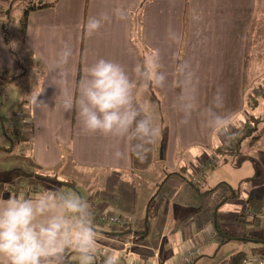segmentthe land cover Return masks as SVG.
I'll list each match as a JSON object with an SVG mask.
<instances>
[{"label":"crops","instance_id":"0c3cea01","mask_svg":"<svg viewBox=\"0 0 264 264\" xmlns=\"http://www.w3.org/2000/svg\"><path fill=\"white\" fill-rule=\"evenodd\" d=\"M72 2L59 0L31 11L26 34L20 38V56L29 57L34 64L30 70L21 69L22 61L9 46L0 23V93L12 92L10 99L15 105L12 129L0 115V202L12 195H36L41 192L40 184H44L46 191L73 188L84 197L79 181L84 182L96 172L95 186L85 182L87 189L93 188L97 201L90 200V205L127 220L125 225H114L94 215L96 227L105 237L100 242L105 252L115 253L120 262L130 264H179L188 250L200 247L201 252L191 263L194 264L203 249L225 229L226 221L244 222L242 214L249 213V218H253L250 212L255 211L247 208L249 197L237 198L232 202L245 205L246 211L237 208L227 216L229 220H222L211 209L207 218L198 222L205 213L200 211L203 199L214 187H207L208 169L199 175L195 169L211 158L227 161V157L239 151L219 149L235 146V138L228 143L224 135L204 127L199 112L193 113L188 124L180 123L182 113L173 107L180 88L171 86L178 80L175 69L179 62L190 61L199 77V105H207L221 89L225 111L239 125L246 123L248 108H259V88L264 90V0H79L78 5ZM117 8L128 13L126 19L117 18ZM102 12L108 13L111 21L88 35L89 17ZM21 13L17 15L18 23ZM169 28L179 35V43L170 40ZM65 42L72 47L73 55L67 65V83L62 87L74 100L78 97L79 79L98 58L115 60L131 69L154 49L160 51L168 83L163 89L149 86L143 98L151 104L162 131L143 162L131 152H127L126 158L115 159L113 141L99 133L84 132L76 112H64V97L58 96V86H47L46 68ZM18 76L24 79L23 85H15V92L11 91L9 83ZM37 79L42 87L47 86L40 97L49 105L45 112L34 110L27 100ZM18 109L23 116L20 121L14 117ZM236 130L239 127L230 130L235 137ZM120 147L125 148L123 143ZM11 151L22 155L30 172L6 162ZM19 178L32 181L24 188L25 185L15 183ZM193 178L197 181L193 182ZM66 180L74 183L61 182ZM190 183L195 184L196 190ZM32 188H37L36 194L31 192ZM259 222L253 227H264ZM71 252V264H78V259L70 257ZM100 258L103 262V255L97 257ZM0 264H6L5 258L0 257Z\"/></svg>","mask_w":264,"mask_h":264},{"label":"clouds","instance_id":"9594fccd","mask_svg":"<svg viewBox=\"0 0 264 264\" xmlns=\"http://www.w3.org/2000/svg\"><path fill=\"white\" fill-rule=\"evenodd\" d=\"M115 15L118 19H126L128 13L117 8ZM110 21L111 16L106 12L89 17L87 34L98 32ZM168 32L170 40L179 43V35L171 28ZM9 46L15 48L16 42ZM72 55V47L65 42L57 58L46 68L47 86H58V96L64 97V112L75 111L84 132L110 138L115 159L126 158L127 152H131L143 162L162 131L151 104L143 98L149 86L163 89L168 83L160 51L154 49L131 69L115 60L98 58L79 79L75 100L62 87L67 83V65ZM175 73L178 80L171 86L179 87L180 93L173 107L182 113L180 123L188 124L193 113L199 112L204 127L233 139L230 130L238 128L239 124L225 111L222 90L218 89L211 101L201 107L198 103L199 77L193 64L181 61ZM37 81L27 94V100L34 110L45 112L49 105L40 97L47 86L42 87L39 79ZM122 143L124 150L120 147ZM104 239L96 227L89 201L75 191L12 195L0 202V257L5 258L6 264H71L69 250L78 255V264H95L101 255L102 264H120V257L101 247Z\"/></svg>","mask_w":264,"mask_h":264},{"label":"rangeland","instance_id":"374dc122","mask_svg":"<svg viewBox=\"0 0 264 264\" xmlns=\"http://www.w3.org/2000/svg\"><path fill=\"white\" fill-rule=\"evenodd\" d=\"M29 1V0H27ZM35 2H40L41 0H34ZM47 1V0H46ZM53 1V0H50ZM23 2L24 0H15L13 2V9L10 13V16L7 17V28H5V36L9 39V44L13 41L16 42V47L13 48L15 55H17L21 59V69L22 70H30L34 66L32 59L26 56H20L23 50L20 38H23V34L21 33L20 25L18 23L17 15L20 14L23 10ZM79 0H73L72 4L78 5ZM34 22H36L34 20ZM7 30V31H6ZM7 32V35H6ZM254 47V46H253ZM29 52V51H28ZM28 56V55H27ZM17 70V68H16ZM6 71V70H5ZM14 78V77H13ZM262 79V78H260ZM1 81V79H0ZM22 81L24 79L20 76L15 77V79L11 80L9 83V88L11 91L15 88V85H23ZM3 86V83H0V88ZM15 92V89H14ZM263 92V93H261ZM6 94V93H5ZM8 95V96H7ZM6 97L0 99V115L3 118L4 123L11 127L12 129L14 123L12 121V111L15 108L14 102L10 99L12 97V92L8 91ZM18 107V106H17ZM250 117L253 114L257 118V120L251 118L250 123L255 125V130L248 136L243 137L240 141V146H237V136L238 130H236L235 140V148H232L234 151L238 149V153H234L233 155L227 157V161L220 159L217 157L218 163L214 167L209 168L206 173L207 177V187H214V190L209 192V195L204 198V203L200 206L202 216L199 218L198 222L202 223L208 215V210H213L215 215L224 220H229L227 216H230V213L243 209L246 211L243 205L234 204L232 201L236 200H246L250 196H262L264 197V90L259 88V108L254 109V107L248 108ZM245 117V120L248 121V117ZM15 117V115H14ZM244 120V121H245ZM246 122V121H245ZM244 124V123H243ZM241 125H239L240 127ZM256 138V139H255ZM254 141V143H252ZM231 143V145H233ZM239 144V142H238ZM20 150V149H19ZM211 160V159H210ZM6 162L10 164L11 167H25L23 170L25 172H30V166L23 160L22 155L17 153L16 151H11L8 154ZM256 163V164H255ZM205 163L202 167L196 168V175H199L203 172ZM9 171L13 170L9 167L7 168ZM22 169V168H21ZM211 169V170H210ZM17 171V170H15ZM7 173V172H6ZM9 173V172H8ZM256 173H259V176L256 177ZM254 175V176H253ZM96 172H92L87 176L84 182L79 181V191L84 194V198L87 199L90 203L91 201L97 202L95 199L93 188L87 189L85 182L88 181V185L95 186L96 183ZM43 179V178H39ZM19 181V182H18ZM17 182L28 187L31 183L32 179L19 178ZM42 183V182H39ZM17 188L20 186L15 184ZM51 185V183L49 184ZM58 187H64L61 183H56ZM44 184H40L39 191H46ZM70 191H75L73 188H69ZM93 191V192H92ZM91 192V193H90ZM225 199V200H224ZM91 204V203H90ZM239 204V203H238ZM106 212V211H105ZM207 212V213H206ZM110 213V212H107ZM245 213V212H244ZM194 217L197 216L196 211L193 212ZM185 217V214H184ZM126 220V219H125ZM225 229L220 232V235L212 240L210 246H207L203 249L202 254L196 258L194 264H218L222 260L229 258L232 254L243 251L246 253L248 258L254 259L259 257L260 259H264V227L263 225L256 229L253 227L252 223L247 222H234V224L230 223L231 221H226ZM263 222V221H262ZM264 224V223H263ZM186 228V227H185ZM237 234L241 236L240 238H231V235ZM246 237H252L259 239V241H255L252 239H248ZM70 257L72 259L77 260L78 255L75 252H71Z\"/></svg>","mask_w":264,"mask_h":264},{"label":"trees","instance_id":"16d2710c","mask_svg":"<svg viewBox=\"0 0 264 264\" xmlns=\"http://www.w3.org/2000/svg\"><path fill=\"white\" fill-rule=\"evenodd\" d=\"M14 1L15 0H0V23H1V26L3 29H5L7 27V24H8L7 10L10 8L11 5H13ZM58 1L59 0H53L50 2L49 1H47V2H44V1L35 2L34 0H29V1L24 0L23 11H22L20 18H19V24H20L21 33L23 34V38H24L26 31H27V26L29 24V18H30L31 11L38 9V8L47 7L49 5H53V4L57 3ZM11 11H12V8H11ZM11 11H10V13H11ZM1 98H4V97L0 93V99ZM251 118L257 120V118H255V117H250L248 119L249 123L246 122L239 127L237 146H238V142H240L243 137L250 135L255 130V125L254 124L252 125L250 123ZM252 143H254V141H252ZM235 147L221 146V147H219V149L223 150V149L235 148ZM217 163H218V161L213 166H215ZM61 182L65 185H70V184L74 183L73 181H70V180L61 181ZM190 184L196 190L197 187L195 186V184L194 183H190ZM247 208L254 210L256 213V216H254L253 218H249V216H248L249 213H243L242 214V217H243L242 221H244V222L248 221L249 223L254 224L257 220H260L259 226L264 223V220H261V218L259 217L261 214L264 213V198H262L261 196L249 197V199L247 200ZM124 232H126V230ZM240 237L241 236H238V235H232V236H230V239L231 238H240ZM246 238L252 239L255 241H259V239L252 238V237H246ZM246 260H248L246 253L243 251H239V252L232 254L229 258L224 259L223 261H221L218 264H244V262ZM95 264H102L101 258L96 259Z\"/></svg>","mask_w":264,"mask_h":264},{"label":"built area","instance_id":"2783aa9c","mask_svg":"<svg viewBox=\"0 0 264 264\" xmlns=\"http://www.w3.org/2000/svg\"><path fill=\"white\" fill-rule=\"evenodd\" d=\"M2 96L5 97V91H2L1 92ZM15 118H17L19 121L20 119L23 118L22 116V111L20 109L16 110L15 111ZM235 136V134H234ZM233 139L231 140H227L228 143H230L231 141H233ZM217 158H211V160H209L207 162V164L205 165V168L204 170L211 168L213 167V165L217 162ZM203 170V171H204ZM193 182H196V178H193L192 179ZM24 189L21 188L19 191L22 192ZM31 192L33 194H36L37 193V188H32ZM93 211H94V215L97 216L101 221H104V222H108V223H111V224H114V225H125L127 223V220H125L123 217H120L118 215H115V214H112V213H107L105 211H100L98 208H92ZM250 216L251 217H254L256 216V213L254 212H250ZM261 219L264 220V213L261 214L259 216ZM201 252V248L200 247H194L190 250H188V252H186L183 257H182V260L180 261L179 264H191L193 262V260L195 259V257ZM120 264H130L128 262H120ZM244 264H264V259H260V260H252V259H248L244 262Z\"/></svg>","mask_w":264,"mask_h":264},{"label":"water","instance_id":"95a60500","mask_svg":"<svg viewBox=\"0 0 264 264\" xmlns=\"http://www.w3.org/2000/svg\"><path fill=\"white\" fill-rule=\"evenodd\" d=\"M12 5L10 6V8L7 10V15L10 16V11H11Z\"/></svg>","mask_w":264,"mask_h":264}]
</instances>
